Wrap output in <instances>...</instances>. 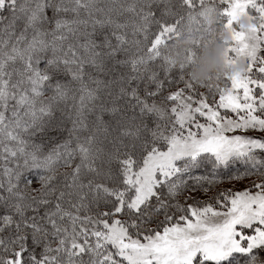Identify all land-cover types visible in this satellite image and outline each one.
<instances>
[{
  "label": "snow or ice",
  "instance_id": "obj_1",
  "mask_svg": "<svg viewBox=\"0 0 264 264\" xmlns=\"http://www.w3.org/2000/svg\"><path fill=\"white\" fill-rule=\"evenodd\" d=\"M0 264H264V0H0Z\"/></svg>",
  "mask_w": 264,
  "mask_h": 264
},
{
  "label": "trees",
  "instance_id": "obj_2",
  "mask_svg": "<svg viewBox=\"0 0 264 264\" xmlns=\"http://www.w3.org/2000/svg\"><path fill=\"white\" fill-rule=\"evenodd\" d=\"M205 21L199 24L185 23L182 28L180 38L176 39L167 49V54L176 59L177 65L181 64L183 58H187L184 63L187 75L194 81H205L209 76L223 74L219 61V48L223 40V27L219 24L218 14L215 9L209 8ZM204 39H201V37ZM201 39V45L196 47L194 40ZM206 41V42H205ZM194 49L195 56L189 60L187 51Z\"/></svg>",
  "mask_w": 264,
  "mask_h": 264
},
{
  "label": "rangeland",
  "instance_id": "obj_3",
  "mask_svg": "<svg viewBox=\"0 0 264 264\" xmlns=\"http://www.w3.org/2000/svg\"><path fill=\"white\" fill-rule=\"evenodd\" d=\"M207 17L205 15L200 18L201 21H205ZM236 23L239 25L241 29L247 30L249 27H251L253 21L251 18L246 14V13H240L236 17ZM232 39V32L230 29H226L223 27V40L221 44V48H219V61L222 66L223 74L224 75H233V74H238L242 73L245 70V64L242 59H237L234 60L228 64L225 63V57H224V51L227 46V44L231 41ZM174 61L176 60L175 58L173 59ZM187 61V58H183L181 60V64H184ZM247 181L243 182V185H246ZM242 184H236V188H240L243 186ZM225 186H229V182H225Z\"/></svg>",
  "mask_w": 264,
  "mask_h": 264
}]
</instances>
